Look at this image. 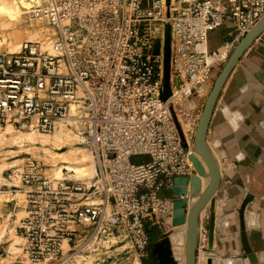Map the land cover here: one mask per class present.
Segmentation results:
<instances>
[{
    "label": "built area",
    "instance_id": "1",
    "mask_svg": "<svg viewBox=\"0 0 264 264\" xmlns=\"http://www.w3.org/2000/svg\"><path fill=\"white\" fill-rule=\"evenodd\" d=\"M25 1L54 40L50 49L28 41L19 52L0 51V135L7 127L47 135L64 129L99 169L86 181L67 169L55 178L49 165L22 153L21 187H3L15 210L16 195L25 198L15 227L24 263L143 264L150 232L165 234L173 221L177 198L169 187L195 173L200 89L264 19V0H174L167 100L164 43L153 54V24L166 17V0ZM227 21L233 39L224 51L210 49L209 34ZM201 225L198 249H208ZM8 255L0 241V264H22V257L5 263Z\"/></svg>",
    "mask_w": 264,
    "mask_h": 264
},
{
    "label": "crops",
    "instance_id": "2",
    "mask_svg": "<svg viewBox=\"0 0 264 264\" xmlns=\"http://www.w3.org/2000/svg\"><path fill=\"white\" fill-rule=\"evenodd\" d=\"M234 31L233 23L225 22L209 34V48L222 47L233 39ZM207 144L222 177L216 194L215 250L207 254L214 264H250L242 245L239 215L249 198L245 213L248 241L258 264H264V32L228 77L210 122ZM202 183L204 190L207 180Z\"/></svg>",
    "mask_w": 264,
    "mask_h": 264
},
{
    "label": "water",
    "instance_id": "3",
    "mask_svg": "<svg viewBox=\"0 0 264 264\" xmlns=\"http://www.w3.org/2000/svg\"><path fill=\"white\" fill-rule=\"evenodd\" d=\"M172 0H167V5L170 7ZM264 32V19L260 21L250 32H248L241 41L237 44L227 62L224 64L220 74L216 78L213 88L206 99L201 118L198 124L197 135L195 139L196 153L190 156L193 162L195 173L191 178H175L174 187L170 188L172 195L177 199L174 202L173 210V225L182 226L188 224L187 240H186V264H197L198 245H199V227L201 223L202 211L210 208L209 213V243L208 249L215 250L216 236V194L218 193L221 184V170L213 157L208 144L207 135L210 122L220 97L221 91L233 71L234 67L247 51V49L256 41V39ZM165 93L163 99L167 100L171 96L170 89V58H171V24L167 23L165 27ZM161 42L158 41L155 45L153 54H160ZM260 156V151L252 158L257 162ZM202 178L207 180L206 188L202 191ZM194 195H198V200L190 207L189 201ZM249 198L245 200L239 209L240 225H241V240L243 248L246 252V257L250 264H258L256 254L252 250L248 241V235L245 224V213ZM153 256L159 260V264H177L171 248V240L169 237H163L153 244ZM207 264H214L213 258H209Z\"/></svg>",
    "mask_w": 264,
    "mask_h": 264
},
{
    "label": "bare ground",
    "instance_id": "4",
    "mask_svg": "<svg viewBox=\"0 0 264 264\" xmlns=\"http://www.w3.org/2000/svg\"><path fill=\"white\" fill-rule=\"evenodd\" d=\"M173 2L174 0H172V3ZM29 7H30L29 3L26 2L25 0H0V51H6L9 53L19 52L22 47V44L28 41H39L42 44H44L45 48H48V49L52 47V42L54 40V38L52 37V34H53L52 29L46 28L45 26L35 25L36 22L42 23V21H37L30 17L31 11L29 10ZM165 8H167V12L169 9L170 13H172L171 6L168 7L167 5V0L165 3ZM27 20H31V24L28 23ZM162 31H163V23H157L155 25L153 24V34H154V44L155 45L157 44L156 42L158 41V37H160V33ZM3 46H5L4 49H3ZM221 50L224 51L226 49L222 47ZM203 87L200 89L201 92L203 90ZM6 139L9 140L13 144V146L16 145L18 147H21V151L25 153L26 152L30 153V151H33V150L44 151L45 153L44 158L47 161L48 160L50 161L51 158L53 157L55 158L58 157V160L59 158L62 159V158L68 157L66 159H69V165L63 166V168L62 166L60 167L59 164H57L58 162L57 159H55L56 161L52 159L56 162V164L54 161H51L54 163L48 162V164H55V166H58L54 170V173L52 172V166H50L51 167L50 172L55 178H61L63 176V169H67L69 173L73 175L72 177H75V178H77L76 175H78L81 178L83 177V178L90 179L93 176H95V174L98 172V169H99L97 165L98 161L87 148L86 150H88L89 153L92 155L91 157L94 158V161L93 160L92 161L95 164H91V165L88 164V161H90V157H86L84 154L85 151L83 152L81 148H71L66 152H63V153L59 152L63 150V148L69 145L78 147L76 146V144L79 142L78 137L75 135H72L71 133H68L64 129L60 130L58 133L51 136V135L42 134V133L39 134V132L37 131H26V132L13 131L11 127H7L1 132L0 144ZM27 142H29L30 144L41 143V147L35 146V149H33L32 147L31 148L26 147L25 144ZM61 142L64 144V145L62 144L63 145L62 147H61ZM22 147H24V149H22ZM11 152H15V150ZM12 154L15 155L17 158L22 153L17 154V155L16 153H12ZM195 155H197V153H195ZM17 161H14L11 163L2 162V164H0V181L1 179H4L3 172L6 169L16 166L15 163H17ZM75 172L77 173L76 175H75ZM82 180H85V179H82ZM203 180L205 179L202 178V181ZM203 191L204 190L202 187L201 192ZM198 198H199L198 195L193 196V199L189 201L190 207L198 200ZM12 200L13 199H8L5 193L4 194L3 192L0 193V206L9 205L12 202ZM204 211H202L201 217H204L203 216ZM171 224H172V231H173L172 241L176 245L175 251H176L177 263L186 264V240H187L188 224L186 223L182 226H174L173 221H172V222L167 223V226ZM200 228H201V225L199 227V233H200ZM5 230L6 229H4V225L1 224L0 222V235H1L0 239L4 238L2 234L5 232ZM9 241H10L9 255L16 256V253L22 250V247L20 248V245L23 244V238L21 236H15L14 239L9 238L8 242ZM211 257L209 253L207 254V251L204 252L202 250L200 253V256L197 258V264H207L208 259ZM5 259H7V257ZM86 264H92V262L88 261Z\"/></svg>",
    "mask_w": 264,
    "mask_h": 264
},
{
    "label": "rangeland",
    "instance_id": "5",
    "mask_svg": "<svg viewBox=\"0 0 264 264\" xmlns=\"http://www.w3.org/2000/svg\"><path fill=\"white\" fill-rule=\"evenodd\" d=\"M175 14H174V12H172V13H170V11H169V9H168V12H167V14H166V17H164L163 19H162V22L161 23H163V31L160 33V37H158V41H160L161 42V45H162V43H165V27H166V24L167 23H169L170 24V18L172 17V16H174ZM28 21V23H30L31 24V20H27ZM41 24V25H40ZM43 24V25H42ZM35 25H39V26H45L46 28H50L49 27V25H47V23L46 22H36L35 23ZM157 41V42H158ZM156 42V43H157ZM162 47V46H161ZM5 48V46H3V49ZM2 49V50H3ZM154 51V50H153ZM160 51H161V49H160ZM223 66H224V64L223 65H221V66H218L216 69H215V71H214V73H213V75H212V78H211V80L207 83V85H205L204 87H203V90H202V98H200V99H198V102L200 103V104H203V105H205V102H206V99H207V97L209 96V94H210V92H211V90H212V88H213V85H214V82H215V80H216V78L218 77V75L220 74V72H221V70H222V68H223ZM204 107V106H203ZM40 134V133H39ZM52 136V135H51ZM67 138V137H66ZM63 143L61 142V147L64 145H62ZM1 146H0V164H2V162H8V163H11V162H14V161H17V160H19V161H17V163H15V165L16 166H14L13 168L11 167V168H9V169H6L4 172H3V177H4V179H1V181H0V193H2L3 192V194L5 193V195L7 196V198L8 199H13L14 198V195L13 194H11V190H9V189H7V188H5V187H3V185H9V186H11V185H16V186H19V187H21V183H20V179H19V174H20V172L22 171V168H23V166H24V163H25V158H27V156L26 155H24V154H21V155H19V157H17L16 158V156L15 155H13L12 153H16V155L17 154H20V153H25V152H22L21 151V147H18V146H13V144L9 141V140H4L1 144H0ZM25 146L26 147H32L33 149H35V146H37V147H41V143H37V144H30L29 142H27L26 144H25ZM76 146H78V147H75V146H72V145H69V146H67V147H65V148H63V150H61V151H59V152H66V151H68L69 149H71V148H81L82 150H83V152H84V154H85V156L86 157H90V161H88V164H95L93 161H94V158L93 157H91L92 155L89 153V151L88 150H86V148L85 147H83V146H79V145H76ZM55 147V146H54ZM6 148V150H4ZM22 149H24V147H22ZM13 150H15V152H11V151H13ZM34 152V153H33ZM58 152V151H57ZM27 153V152H26ZM90 155H88V154ZM2 154V155H1ZM30 154L32 155V157H34V158H36V159H38V160H40V161H42L43 163H45V164H47V165H49V166H52V172L54 173V170L58 167V166H55V164H56V160L55 159H57V161L59 162L60 160V162L58 163L57 162V164H59V166L61 167L62 166V168H63V166H68L69 165V159H66V158H68V157H66V158H59V160H58V157L57 158H55V157H53V158H51V160L49 161H47L45 158H44V156H45V153H44V151H42V150H33V151H30ZM88 155V156H87ZM61 157V156H60ZM4 158V159H3ZM92 158V159H91ZM22 159H23V161H22ZM52 159H54V160H52ZM64 159H66V160H64ZM93 160V161H92ZM51 161H54L55 162V164H48V162H50V163H54V162H51ZM131 161L133 162V163H142L144 160H143V158L142 157H133L132 159H131ZM92 162V163H91ZM10 169H12V170H10ZM50 169V168H49ZM10 171H16L14 174H12L11 175V178L9 177V174H10ZM51 173V172H50ZM62 173V172H61ZM18 174V175H17ZM77 173L75 172V175H76ZM62 175V174H61ZM60 177V176H59ZM76 177L77 178H81V177H79L78 175H76ZM81 179H85V181L87 180V178H81ZM89 180V179H88ZM19 195L18 196H16L15 198H16V203H17V207H16V210L14 209V204H15V201H13V202H11L9 205H2V206H0V222H1V224H3L4 225V229H6L5 230V232L2 234V236L4 237L3 239H0L1 240V243H5V248L9 251V246H10V241L8 242V239L9 238H15V236H20L18 233H17V231H16V229H15V227H17V225H18V223H19V220L22 218V217H24L26 214H25V211H24V196L21 194V193H18ZM206 210L204 211V217H201V223H200V225L202 224V221H203V224H204V226H205V228H207L208 229V231H209V228H208V224H209V216L207 215V217H206ZM16 220V222H14ZM202 226V225H201ZM167 229L168 230H166L165 231V234H162V229L161 228H159V227H157V228H155L154 230H152L151 232H150V238H151V244H150V246H149V251H148V253H149V255H148V257H146V258H144L143 259V264H155V262H156V260H155V257L153 256V254H152V246H153V244L155 243V242H157V240L161 237V238H163V237H169L170 238V240H171V248H172V252H173V255H174V259H175V261H176V263H177V260H176V245H175V243L172 241L173 239H172V233H173V231H172V224L171 225H168L167 226ZM12 232V233H11ZM1 236V235H0ZM174 243V244H173ZM22 247V245H20V248ZM202 249V248H201ZM198 249V257L200 256V253H201V251L203 250L204 252L205 251H209V249ZM201 250V251H200ZM13 256H15V255H9V257H7V259H4L5 261V263H10L11 261H14V259H15V257H22L23 259H22V264H25L24 263V257H23V254H22V250L20 251V252H18V253H16V256L15 257H13ZM178 264V263H177Z\"/></svg>",
    "mask_w": 264,
    "mask_h": 264
},
{
    "label": "flooded vegetation",
    "instance_id": "6",
    "mask_svg": "<svg viewBox=\"0 0 264 264\" xmlns=\"http://www.w3.org/2000/svg\"><path fill=\"white\" fill-rule=\"evenodd\" d=\"M152 248H153V246H152ZM154 257H155V260H156L155 264H159L158 258L156 256H154Z\"/></svg>",
    "mask_w": 264,
    "mask_h": 264
}]
</instances>
